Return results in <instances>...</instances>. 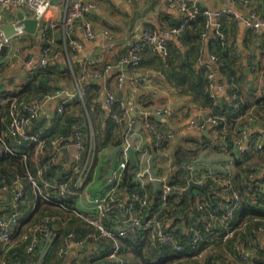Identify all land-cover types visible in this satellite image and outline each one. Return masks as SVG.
I'll use <instances>...</instances> for the list:
<instances>
[{
    "label": "built area",
    "instance_id": "1",
    "mask_svg": "<svg viewBox=\"0 0 264 264\" xmlns=\"http://www.w3.org/2000/svg\"><path fill=\"white\" fill-rule=\"evenodd\" d=\"M123 1L131 2L132 0ZM241 1L243 7L248 10L238 11L232 7L202 10L198 0H167L168 6L182 15L179 27L163 33L148 28L139 37L133 35L127 53L120 54L112 63L101 67L97 62L88 61L86 67L92 66L93 69L84 70L83 77L92 83L103 75L117 71L118 88L125 89L126 71L129 67L139 65L144 46L152 44L158 50H165L167 38L174 34L179 35L188 21L197 18L200 14L206 19L207 30L215 26L217 32L220 33L221 20L225 16H232L247 29L260 32L264 28V17L248 7V0ZM42 4H46L47 7L43 14L38 15L37 9ZM53 5L52 0H0V51L5 45L8 49L12 47L14 35L23 36L27 33L24 25L19 24V20L13 23L16 33L12 36H7L2 28L5 24L9 25V18L15 16L16 9L28 11L29 15L25 14V16L38 19L39 26L44 27L46 42L42 52L38 55L29 54L20 65L21 71L38 72L59 57V52L55 50L57 47L55 38L47 36L48 33L45 32L47 27L55 26L53 21L47 18L48 10ZM97 8L98 3L94 0L67 1L63 20L66 40H69L70 35L78 26L82 28L86 38L91 39L95 36L96 32L89 15ZM205 36H207V31L202 34V37ZM106 38L107 47L112 48L111 35L106 34ZM70 42L74 46L82 45L78 40L70 39ZM252 57H254V64L250 69L258 71L257 65L261 57L258 53H253ZM212 58L215 59L214 56ZM213 77L214 74L209 73V78ZM214 87L219 90L224 89L222 84L212 85L211 89ZM85 95L86 91L80 88L79 98L84 99ZM49 98L50 96L26 99L0 89V107L8 105L10 119L7 130L0 133V156L2 154L20 156L25 162L30 157L32 165V168H28L24 175L13 176L11 183L7 182L5 176L0 175V212H3L0 217V264H15L11 262L8 251L21 241L27 242L26 252L36 256L37 264H42L58 240H61L58 233L50 229V225L54 221L57 223L58 219L62 223H67L70 220L67 214L83 220L93 229L85 235L68 232L58 243V247L55 248L56 256L67 261L68 264H94L87 261L94 258H99L104 262L124 264L121 260L122 239L138 229L147 232L150 243L154 247L169 245L177 252H183L186 246L194 248L196 254L184 264H202L212 243L227 242L232 238H237L234 248L236 253L244 259L264 251V224L255 226L260 218L246 219L239 227H235L238 219L235 213L242 198L231 183L236 173L234 154L251 155L264 150V126L261 128L263 134H257L255 133L257 128H254L251 123L258 119L256 115H248L249 122L242 125L231 136L232 146L226 143L228 128L225 123L222 124L226 118L212 115L189 118L190 128L199 132L209 129V133L215 139L213 147L203 146L197 158L181 166L170 162L168 169L163 170L156 168V152L148 145L145 133L137 128L136 119L130 118L119 166L111 176L107 175L104 184L98 189L99 192L94 194L91 187L97 176V157L103 150L97 143V132L93 120L88 115L87 121L82 126L81 117L78 116L70 134L61 131L57 134L46 135L41 123L43 121L51 123L56 114L60 115L64 112V103H66H62L55 113H46L44 107ZM234 99H237V94ZM116 101V95L108 90L103 105L110 111V117L121 126L125 117H129V113L123 104L121 107L126 113L124 118L114 111ZM240 104V100H237L234 106L239 107ZM175 112L176 109L168 104L158 106L153 111L157 117L173 115ZM144 113L145 116L150 115L148 110ZM260 118L264 123V116ZM150 128L153 130L152 126ZM176 138L174 132L169 130L162 129L156 132L158 142L165 140L172 145ZM130 147L134 149L136 155L134 179L142 190L132 192L130 195H121L119 185L130 162ZM207 148H211L213 153L220 155L222 165L212 164V160H208L202 154V151L205 152ZM181 171L188 173L186 186L172 182L173 175H175L173 179H177ZM258 179L260 181H257ZM209 181L220 185L221 194L224 197L232 196L234 201L223 210L220 207L214 208L202 192L193 189L192 196H195L193 207L184 214L183 220H173L170 214L177 208L178 202H181L182 193L187 192L190 182L205 187ZM151 183L155 184L159 190L157 198H154L145 188ZM248 184L249 190L253 191V203L264 206V200L258 201L257 196L254 197L256 191H264V168L256 174L251 173ZM30 192L35 195L34 203H28ZM173 194L175 197L171 199ZM39 199L52 203L63 214L47 213L38 219L32 218L31 215ZM23 203L27 207L32 206L31 209L23 208ZM154 203L159 205L152 208ZM26 224L28 228L21 234ZM250 227H255L256 229L251 228V230L259 236L250 240L248 248L238 238L240 232H245ZM57 228L60 229L59 226ZM204 244L206 247L201 248Z\"/></svg>",
    "mask_w": 264,
    "mask_h": 264
},
{
    "label": "crops",
    "instance_id": "2",
    "mask_svg": "<svg viewBox=\"0 0 264 264\" xmlns=\"http://www.w3.org/2000/svg\"><path fill=\"white\" fill-rule=\"evenodd\" d=\"M67 1L52 0L54 5L47 13V18L55 24L50 29L49 35L56 40L59 57L53 62L57 67L56 77L49 81L53 92L49 93L50 98L45 104L44 111L46 113H55L56 109L64 102L71 103V108H77L83 103L86 105L85 98L82 102L78 91L83 88L87 92L88 85L91 83L89 79L83 77L84 70L93 69L92 66L86 67L88 61L97 62L99 67L112 63L130 46L133 35L139 37L148 28L158 33L166 32L179 23L182 18L179 11L168 6L167 0H132L131 2L95 0L98 3V8L89 15L96 32L95 36L91 39L86 38L82 28L78 26L70 35L69 40H66L63 20ZM198 3L202 7L211 9L232 7L238 11L248 10L243 7L241 0H198ZM248 3L249 8L264 17V0H248ZM15 11L14 17H10L8 14L9 24L18 22L19 12L29 15L26 10L16 9ZM224 26L229 42L236 44L241 53L238 68L243 65L242 68L248 75V81L252 82V88H255L256 94L264 92V28L260 32L249 30L232 16L224 17ZM39 29L42 34L27 32L23 36L14 35L12 47L5 54L0 51L1 90L11 93L19 92L27 83L31 72L21 71L20 65L29 54L38 55L42 52L46 35L43 31L44 27L39 26ZM215 32L216 28L212 26L207 36L199 40L198 29L192 25L187 30L185 41L182 42L176 34L168 37L170 43L166 52L157 51L151 45L146 47L142 53L140 67L136 70L126 71L125 89L118 88L117 71H112L95 80V83L100 87L97 102H94L90 107V113H88V109L86 110L87 107L83 106L82 115L87 117L88 114H91L90 118L93 120L103 150L97 157L98 171L93 184L96 190L104 184L107 175L113 174L121 160L122 145H115L108 139V136L111 134L116 137L118 133L119 135L126 133L130 118L136 119L137 128L145 133L148 145L156 152L155 165L158 170L165 169L167 162L168 164L173 162L172 146L176 143L185 145V136L201 137L198 130L190 128L188 120L193 116H208L213 113L211 109L200 106L201 104L195 100L193 93L178 85L177 79L170 75L173 72L181 71L187 63L198 66L211 63L216 80L226 83V78L220 72L219 65L212 58L214 52L221 51L216 41ZM106 34L111 35L112 48L107 47ZM70 39L78 40L82 45L74 46ZM253 53H258L261 57L259 72L255 74L250 69ZM98 66L97 68H99ZM248 84L250 83H246V85ZM108 90L112 91L117 100L121 101L128 109L129 117H125L124 125H117L110 117V111L103 105ZM216 93L219 97L230 99L227 83L223 90L216 89ZM79 100L81 102H78ZM165 104L174 107L176 112L164 117L152 116L149 118L145 116L144 112L148 109ZM66 116L65 114L61 116V126L63 132L70 134L72 124L65 121ZM44 124L47 123L43 121L42 125ZM149 125L153 127V130L160 126V128L174 132L177 136L175 142L171 146L158 142L155 132ZM210 136L212 137L211 133L206 135V137ZM103 142L106 145L102 144ZM202 154L208 160H212L213 163H210L214 165L223 163L220 155L213 153L211 148L205 149ZM150 186L153 189L155 184L151 183ZM34 202L35 198L32 203Z\"/></svg>",
    "mask_w": 264,
    "mask_h": 264
},
{
    "label": "trees",
    "instance_id": "3",
    "mask_svg": "<svg viewBox=\"0 0 264 264\" xmlns=\"http://www.w3.org/2000/svg\"><path fill=\"white\" fill-rule=\"evenodd\" d=\"M95 1V0H94ZM191 2V1H190ZM200 5V4H199ZM202 10L205 7L199 6ZM182 19V18H181ZM181 20L179 23L174 25L171 29L179 27ZM206 19L203 15H198L197 18L188 21L185 28L182 29L180 34L178 35L180 40L185 41L187 30L189 27L194 25L196 29H198V39L202 40V34L209 29H206ZM51 27H47L45 32H50ZM220 33L216 30L219 51L214 52L213 56L215 57L216 63L219 65L220 72L225 76L226 83L229 86V95L230 99L226 100L222 97H219L216 93V89H211V86L215 84H222L225 87L226 83L223 81H217L215 78V71L211 63L209 64H201L198 66L197 64L187 63L181 71L171 73L170 77H175L177 79L176 83L178 85L185 88L187 91L192 92L195 100L199 102L202 107H207L211 109L212 116L226 118L225 121H222V124L225 123L228 132L226 134V143L229 146H232L233 142L231 140V136L237 132L238 129L241 128L246 122L248 115H256L258 119L252 123L257 134H263L262 127L264 123L261 122L262 116H264V92L260 94L255 93V88H252V82L248 81V75L245 74L243 65L241 68L239 60L241 59V53L236 44L230 43L229 39L225 33V26H224V18L221 20V26L219 29ZM170 40L167 38L166 40V48L161 52H166L168 49V45ZM153 46L155 50H158L152 44H146L143 50L148 46ZM129 47L126 51L122 54L127 53ZM57 52L58 47L55 49ZM142 50V53H143ZM225 52V53H224ZM254 58V57H252ZM135 67H129L127 70H136L140 67V64ZM253 60L251 59L250 67L253 65ZM56 64L53 62L47 66L46 68L38 71V72H31L27 83L23 86V88L19 92H14V95H18L20 97L26 99H33V98H43L45 96H49V93L53 92V87L49 84L50 80H53L56 77ZM106 65V64H105ZM260 63L258 66V71H254L251 69L252 73H258L260 68ZM209 73H213L214 77L209 78ZM246 83H250L246 85ZM89 88L85 95V103L86 105L80 104L77 108H71V103H64L65 110L62 114H56L54 120L51 123H47L41 126L46 131V135H51L53 133L63 132L61 126V116L65 114V118L67 122L75 124L77 122V117L80 116L82 122L80 123L82 126L84 122L87 121V117H83L82 111L83 106L88 109V113H90V107L94 102H97V97L100 93V87L97 83L92 82L89 85ZM247 87V88H246ZM237 94V99H234V96ZM240 100L241 104L239 107H235L234 103ZM83 102V99H81ZM80 100L78 102H81ZM147 103V102H146ZM122 102L117 100L114 106V111H117L123 118L125 117L126 113L125 110L121 107ZM149 104V103H147ZM158 107V106H157ZM154 107L152 109H148L151 115H148L149 118L155 116L153 113ZM149 108V107H148ZM77 111L78 113H74ZM91 117V114H88ZM112 118V117H111ZM114 119V118H113ZM9 115H8V105L1 106L0 108V133H4L9 125ZM223 120V119H222ZM116 124L118 125L117 121L114 119ZM125 122V121H124ZM124 122L122 125H124ZM155 127V126H154ZM253 128V129H254ZM127 129V128H126ZM166 130L165 128H160V126L154 128L155 136L156 132L159 130ZM168 131V129L166 130ZM48 133V134H47ZM66 133V132H65ZM201 137L196 136H185L184 144L176 143L173 146V163H176L177 166H181L185 163L192 161L193 159L197 158L201 152V148L203 146H210L213 147L215 139L212 137H206L203 134V131L200 132ZM125 134L118 135L114 137L110 134L108 136L109 140L115 145H123L125 140ZM107 139V140H108ZM181 140V139H180ZM162 143H167V141L162 140ZM97 143L102 148L101 142L97 137ZM102 144L106 145L105 142ZM235 158V175L231 181L233 188L236 192L241 196L242 200L239 203V207L236 210V217L237 223L235 227H239L246 219H252L253 217L260 218L259 221L255 223V226L264 224V206L260 205L259 203H253V191H250V186L248 184L249 175L251 173H258L261 169L264 168V150L258 151L255 154H234ZM135 167V166H134ZM134 167H131L130 162L128 163L125 171L124 177L119 185V194L121 195H130L132 192L141 191L142 188L139 186L137 181L134 179ZM28 168H32L30 163V157L27 162H25L20 156L14 155H4L0 156V175L5 176L7 178V182L11 183V178L15 175H24ZM187 175L188 173L185 171H181L177 179H173L175 175H173L172 182L176 184H180V186H186L187 182ZM257 181H260L258 179ZM256 181V182H257ZM254 182V180H252ZM148 191L157 198L158 188L157 186H153L151 188L150 184L145 186ZM195 191L202 192V195L205 196L207 201L216 208L220 207L222 210L228 205L231 204L234 199L230 195H226L224 197L221 194V186L213 183L208 182L205 185V190L200 188H194ZM92 193H98V190L94 188V185L91 187ZM29 192V191H28ZM195 195V192H194ZM257 196L258 201L264 200V191L258 190L254 194V197ZM175 197V194L171 196L172 199ZM195 196L190 195L188 192L182 193L181 202H178L177 208L173 210L170 214V217L173 218L175 221L183 220L184 214L193 207V199ZM35 198L33 192L29 193L28 203L32 202ZM22 205V204H21ZM157 203H154L152 208H156ZM32 206H28L23 203V208H27L30 210ZM9 209V207L7 208ZM54 214L57 213L62 215L63 213L59 208L53 205L50 202H45L43 200H38L37 205L35 207L34 212L32 213L31 217L34 219H38L39 217L45 214ZM198 213V212H197ZM3 215V212H0V217ZM70 220L67 223H62L61 220H57V223L54 221L50 225V229L56 231L61 237V240L68 232H76L78 234L85 235L89 231H92V227L86 224L83 220L75 217L74 215L67 214ZM64 216V215H63ZM60 227L58 230L57 226ZM28 224H26L22 228L21 234L27 230ZM251 228L256 229L255 227L247 228L245 232H240L238 240L240 242H244L247 247H250V240L258 238V233L251 230ZM26 229V230H25ZM58 230V231H57ZM20 237V234L18 238ZM58 238V239H59ZM61 240H58L60 243ZM237 238L229 239L227 242H217L215 241L212 243L211 249L205 254L202 264H264V251L258 252L253 257H248L244 259L238 253H236L234 245L236 243ZM56 244L52 249V252L47 255V258L42 264H65L67 261L59 259L56 256L55 248L58 247L59 244ZM123 244V255L121 260L124 264H184L188 263L191 260L196 251L191 246H186L183 252H177L169 245H159L154 247L151 245L147 232L143 230H134L127 237L122 239ZM26 241H21L17 245L13 246V248L9 249L8 255L10 256L11 262H15V264H37L36 256L28 254L26 252ZM206 245L204 244L201 248H205ZM189 258V259H185ZM85 261V260H84ZM90 263L94 264H114L112 261L104 262L103 260H99V258H94L92 260H87Z\"/></svg>",
    "mask_w": 264,
    "mask_h": 264
},
{
    "label": "water",
    "instance_id": "4",
    "mask_svg": "<svg viewBox=\"0 0 264 264\" xmlns=\"http://www.w3.org/2000/svg\"><path fill=\"white\" fill-rule=\"evenodd\" d=\"M18 18H19V24H23L24 25V29L29 32V33H39L42 34L41 29H39V21L36 18H31V17H26L25 14L23 12H19L18 14ZM5 34L7 36H12L16 33V29H15V25L14 24H5L2 26ZM8 50V46L5 45L2 49H1V53L5 54L6 51ZM203 133L205 135H209V129H205L203 131ZM129 157H130V165L131 167H134L136 165V155L134 152V149L132 147L129 148ZM194 188H200L205 190V187L202 185H198L194 182H190V185L187 188V192L192 195L193 194V189Z\"/></svg>",
    "mask_w": 264,
    "mask_h": 264
},
{
    "label": "clouds",
    "instance_id": "5",
    "mask_svg": "<svg viewBox=\"0 0 264 264\" xmlns=\"http://www.w3.org/2000/svg\"><path fill=\"white\" fill-rule=\"evenodd\" d=\"M46 7H47L46 4H42V5L37 9V13H38V15H39V14H43L44 11H45V8H46Z\"/></svg>",
    "mask_w": 264,
    "mask_h": 264
},
{
    "label": "rangeland",
    "instance_id": "6",
    "mask_svg": "<svg viewBox=\"0 0 264 264\" xmlns=\"http://www.w3.org/2000/svg\"><path fill=\"white\" fill-rule=\"evenodd\" d=\"M170 146H171V144H170ZM172 148H173V146H172ZM171 152H173V151H171ZM167 161H168V160H167ZM167 161H166V162H167ZM168 165H169V164H168V162H167V163H166V167H165V169H168Z\"/></svg>",
    "mask_w": 264,
    "mask_h": 264
}]
</instances>
